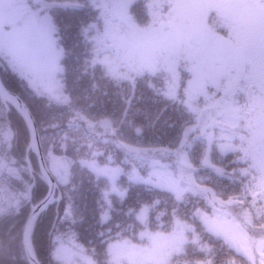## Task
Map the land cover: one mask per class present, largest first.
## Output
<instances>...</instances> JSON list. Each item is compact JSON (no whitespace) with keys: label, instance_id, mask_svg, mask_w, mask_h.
I'll return each instance as SVG.
<instances>
[{"label":"snow or ice","instance_id":"1","mask_svg":"<svg viewBox=\"0 0 264 264\" xmlns=\"http://www.w3.org/2000/svg\"><path fill=\"white\" fill-rule=\"evenodd\" d=\"M0 264H264V0H0Z\"/></svg>","mask_w":264,"mask_h":264},{"label":"trees","instance_id":"2","mask_svg":"<svg viewBox=\"0 0 264 264\" xmlns=\"http://www.w3.org/2000/svg\"><path fill=\"white\" fill-rule=\"evenodd\" d=\"M71 42V40H69V43ZM74 59H70L69 60V65H73L74 64ZM94 195V193H88V199H89V203L91 204L92 202V196Z\"/></svg>","mask_w":264,"mask_h":264}]
</instances>
